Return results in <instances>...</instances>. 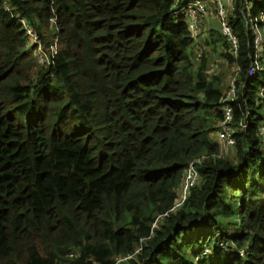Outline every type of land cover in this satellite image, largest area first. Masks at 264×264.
I'll return each instance as SVG.
<instances>
[{
  "label": "trees",
  "instance_id": "trees-1",
  "mask_svg": "<svg viewBox=\"0 0 264 264\" xmlns=\"http://www.w3.org/2000/svg\"><path fill=\"white\" fill-rule=\"evenodd\" d=\"M192 1L0 0V264H264V0Z\"/></svg>",
  "mask_w": 264,
  "mask_h": 264
},
{
  "label": "built area",
  "instance_id": "built-area-1",
  "mask_svg": "<svg viewBox=\"0 0 264 264\" xmlns=\"http://www.w3.org/2000/svg\"><path fill=\"white\" fill-rule=\"evenodd\" d=\"M179 1V0H176ZM222 0H216L217 6H218V16L221 17L222 21L224 22L222 24V32L224 36H227L228 39L230 40L231 44H233L235 47H237V40L234 38V35L230 28L225 25V13H224V5H221ZM202 2V1H201ZM200 1H192L184 6L181 7L180 11L181 13L187 18V21L189 23V28L192 30L193 35L197 36L200 32V29L202 27V16L205 14V11L207 9V6L204 2L201 3ZM264 22V20H263ZM37 43V41H36ZM257 48L258 50L261 48V38H258L256 40ZM52 51L57 50V41L54 42V44L51 46ZM41 50V49H40ZM40 57V56H39ZM40 63H44V58L40 57L39 58ZM253 71H251L252 75ZM224 107L226 110V119L224 121V124L227 125V122L231 120V108L229 107L228 103H224ZM223 124V123H222ZM222 130L226 131V133L223 134V136L226 138L227 143L232 144L233 141L230 138V133L228 130L224 127H222ZM261 134L264 136V124L261 127ZM197 182V176L193 170H190L189 173L187 174L186 180L184 182V187L185 190H187L189 185H194Z\"/></svg>",
  "mask_w": 264,
  "mask_h": 264
},
{
  "label": "rangeland",
  "instance_id": "rangeland-1",
  "mask_svg": "<svg viewBox=\"0 0 264 264\" xmlns=\"http://www.w3.org/2000/svg\"><path fill=\"white\" fill-rule=\"evenodd\" d=\"M202 1H204L207 5V8H209L210 13H209L208 18H211L212 20L207 23V26L205 28L203 27V23H202L201 32L205 30V35H206L208 32H210L211 34V31L216 32L217 30H219L218 19H217L219 18V16H218V13L216 12L215 0H202ZM227 148L228 147H224V150H227Z\"/></svg>",
  "mask_w": 264,
  "mask_h": 264
},
{
  "label": "clouds",
  "instance_id": "clouds-1",
  "mask_svg": "<svg viewBox=\"0 0 264 264\" xmlns=\"http://www.w3.org/2000/svg\"><path fill=\"white\" fill-rule=\"evenodd\" d=\"M200 1H202V0H200ZM181 9V8H180ZM185 17V16H184ZM55 41H57V40H55ZM54 41V42H55ZM54 42H52L51 44L53 45L54 44ZM57 50H58V41H57Z\"/></svg>",
  "mask_w": 264,
  "mask_h": 264
}]
</instances>
